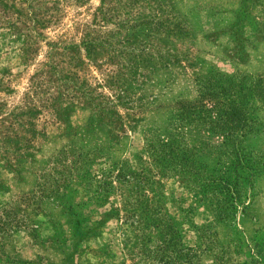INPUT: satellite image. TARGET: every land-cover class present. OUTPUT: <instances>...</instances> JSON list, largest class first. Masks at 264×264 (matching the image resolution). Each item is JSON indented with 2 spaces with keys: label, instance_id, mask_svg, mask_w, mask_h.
<instances>
[{
  "label": "rangeland",
  "instance_id": "1",
  "mask_svg": "<svg viewBox=\"0 0 264 264\" xmlns=\"http://www.w3.org/2000/svg\"><path fill=\"white\" fill-rule=\"evenodd\" d=\"M215 71L262 79L249 121L176 120ZM1 226L0 264H264V0H0Z\"/></svg>",
  "mask_w": 264,
  "mask_h": 264
},
{
  "label": "trees",
  "instance_id": "2",
  "mask_svg": "<svg viewBox=\"0 0 264 264\" xmlns=\"http://www.w3.org/2000/svg\"><path fill=\"white\" fill-rule=\"evenodd\" d=\"M209 79H199L197 81L198 85V93L197 97L193 100H180L174 102V111L172 114L176 117V120L179 122L188 123L189 121L199 120L200 124H205L207 128H218L222 129L224 127L236 126L238 124L243 125V122L249 121L246 116L245 108L243 105L244 94L241 93L242 88H240L241 82H244L245 77L240 76L236 78L234 75H225L219 73V71L212 72L208 74ZM249 78V77H248ZM262 79L257 76L254 81L251 80V83L246 84L244 88H252L254 86L261 85L263 82ZM222 99V101H218V99ZM214 101H210V100ZM206 102V103H205ZM207 102H209L207 104ZM225 104L224 108H220L217 104ZM220 112V115L217 112ZM171 115V116H172ZM174 130V126L172 123L168 122L167 129ZM156 129H149L144 135L143 138V147L144 151L149 153V157H152L156 160H163L164 152L173 148L178 149V145L175 142L174 135L172 137L168 132H166L167 136L162 137L159 136ZM242 137V134L239 136ZM237 143V142H236ZM240 147L236 146L235 151L238 156H241ZM174 164V163H173ZM177 164V163H176ZM174 164V165H176ZM178 168H181V164H177ZM160 194H152L151 204L154 205L153 208L149 212H145L143 214H130L128 213V217L131 219H127L129 225L142 223L143 226H151L154 230V235L157 236L158 243L155 246L156 251L160 246V254H156L159 258L164 257L162 254L163 249L169 248L170 251L174 250V222L170 215L165 211L161 212L162 208L159 205V196ZM102 194H94V201L100 200ZM164 209V208H163ZM5 209L2 208V212ZM153 211V212H152ZM144 212V211H143ZM3 214V213H2ZM135 216L138 219H132ZM143 220H145L143 222ZM4 225L3 222L1 223ZM2 226L0 229H2ZM150 239L148 235H142L141 239ZM152 241V239H151ZM160 243V245H159ZM163 245V249L162 246ZM156 251H154L156 253ZM176 255L179 257L181 250L175 251ZM168 257V256H165Z\"/></svg>",
  "mask_w": 264,
  "mask_h": 264
}]
</instances>
